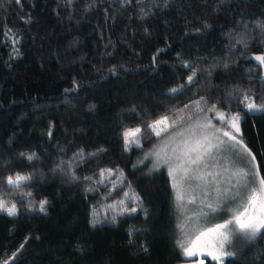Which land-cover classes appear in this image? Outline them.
Here are the masks:
<instances>
[{
  "label": "trees",
  "instance_id": "trees-1",
  "mask_svg": "<svg viewBox=\"0 0 264 264\" xmlns=\"http://www.w3.org/2000/svg\"><path fill=\"white\" fill-rule=\"evenodd\" d=\"M0 3V199L17 207L0 212V264L184 263L174 192L147 157L150 127L213 105L239 115L264 178V111L246 106L264 103L254 59L264 56V0ZM136 128L140 147L125 151ZM17 174L31 179L9 186ZM226 198L229 212L209 223L229 218L239 200ZM231 251L224 264H264V230L235 237Z\"/></svg>",
  "mask_w": 264,
  "mask_h": 264
},
{
  "label": "rangeland",
  "instance_id": "rangeland-1",
  "mask_svg": "<svg viewBox=\"0 0 264 264\" xmlns=\"http://www.w3.org/2000/svg\"><path fill=\"white\" fill-rule=\"evenodd\" d=\"M255 61L258 62L256 59ZM220 113L223 112L216 109L207 110L184 124L175 125L165 120L162 124H156V121L150 127L153 135L156 137V141L150 150H148L147 157L150 158L152 168L156 170L165 169L167 172L174 192L175 206L178 211L179 241H182L185 247L191 246L192 242L196 240V237L202 231L216 225L208 221H211L214 217L219 218L225 212H229L231 204L229 199H225L226 196L232 199L235 196L236 198L233 199L235 202L239 200L236 206L231 209L230 216L227 219L229 220L237 212L243 211V205L247 203L251 188L254 186L259 187L260 177L255 176L256 168L250 160L248 153L244 151V148L240 144H236L235 141L223 136V132L227 131L231 135L236 136L237 140H240V131L236 132L230 123L221 121L219 119ZM228 119L230 121V118ZM209 123L211 127H197V131L207 132L211 135L216 132V129H220L216 135L224 143L221 144L218 140L213 139V144H216L217 147L213 149L211 156L205 157L204 163L189 167L185 162L177 159L179 152L174 151V149H177V146L184 139L188 138V133L185 130L190 126L196 127ZM153 126H155V131L153 130ZM181 131H185L184 136L177 135ZM156 132H159L160 135L157 136ZM132 138L134 137H130L129 139L131 140ZM186 168L188 169L187 172H185ZM240 170L251 172L255 176V184H249L247 188H244L242 186L243 179L233 175V173ZM238 180L240 181L239 184L237 183ZM234 185L236 186L234 187ZM237 192L240 193V196H236ZM121 204L123 203H119V206ZM209 204L216 210L220 207L224 208V210L216 214L214 213L215 211H212L208 207ZM3 213L7 214V212ZM235 227V225H230L229 231H232ZM235 237L240 240L247 239L242 234L232 232L230 243L226 245L228 251H231V244ZM180 249L183 252L181 247ZM183 255L186 261L182 264H200V261H204V259L212 260L210 256L206 255L205 251L198 250L197 254L191 257L186 256L184 252Z\"/></svg>",
  "mask_w": 264,
  "mask_h": 264
},
{
  "label": "snow or ice",
  "instance_id": "snow-or-ice-1",
  "mask_svg": "<svg viewBox=\"0 0 264 264\" xmlns=\"http://www.w3.org/2000/svg\"><path fill=\"white\" fill-rule=\"evenodd\" d=\"M17 4L21 2V0H15ZM3 4L0 3V7ZM161 51V50H158ZM255 59L259 62L261 66H264V56H256ZM195 75V73H193ZM189 81L192 80L190 76ZM171 91L175 92L178 89H172ZM249 98L245 96V100ZM199 103V102H197ZM248 111H264V103L257 104L255 102L247 103ZM187 107V106H185ZM215 105L212 106L210 111L215 109ZM219 119L225 123H230L231 127L235 129L236 132H239V123L241 122V117L239 115L231 116L230 121L228 117L224 113L219 114ZM167 120L165 117L163 120L157 121L156 124H162ZM197 127L200 128H209L211 124L207 125H200V126H190L187 130L188 138L184 139L181 144L177 146V149L174 151H178L179 155L177 156L178 160L185 162L189 167L191 165H199L205 162V157H210L212 151L216 144H213V139L219 141V143L223 144V140L220 139L219 136L216 135L220 131V129H216V132L209 135L207 132H198ZM153 130L155 131V126H153ZM141 129L136 128L135 130L126 131L123 135L125 138V151H128L133 144L136 147H140L138 140H130V137H135L138 133H140ZM185 131H181L177 133L179 136H184ZM156 135L159 136L160 133L156 132ZM223 136L228 137L229 140L235 141L236 144H240L244 151L251 156L252 161L256 160V157L252 155L251 151L243 145L241 140H237L236 136L231 135L229 132L224 131ZM24 153H21V156H24ZM158 155V153H157ZM35 157V153H31L27 155L28 160H32ZM135 167V165H134ZM187 168L185 172H187ZM105 172L111 174L110 169L102 170L100 172L101 177L105 175ZM259 170L256 171L255 176H259ZM211 175V173H209ZM233 175L241 177L243 179V187L247 188L249 184H255V176L249 171L240 170L239 172L233 173ZM75 178V177H74ZM203 179V177H201ZM30 176L19 175L17 174L15 177L8 176L6 182L9 186L14 188H19L22 183L25 181L30 180ZM86 180H90L91 177H85ZM102 182V181H101ZM3 183V178H0V184ZM238 184L240 181L238 180ZM236 185H234L235 187ZM90 190V189H86ZM2 191V189H0ZM25 195L31 196L32 193H26ZM236 196H240V193L237 192ZM236 197L234 196L233 199ZM123 203V202H121ZM47 201L40 202V211H45V205ZM208 207L212 211H216L215 208H212V205L209 204ZM133 212L136 211L135 208L132 209ZM0 212H7L9 216H15L17 213L16 204H11L9 206L8 201L4 199H0ZM95 223V222H93ZM235 225V229L229 231V226ZM264 230V178L259 179V187H252L250 195L247 198V203L243 205V211L237 212L232 216L231 219L225 221L222 224H216L214 227L207 228L206 230L202 231L199 236L196 237V240L192 242L191 246L185 247L182 241H178V245L183 249V252L186 256H195L197 251H205L207 256H210L213 261H216L217 264H224L225 259L230 256L236 255V253L228 251L226 249V245L230 243V236L232 232H237L242 234L248 240H253L255 237ZM23 247V245H21ZM7 264V262H5ZM200 264H204V261H200Z\"/></svg>",
  "mask_w": 264,
  "mask_h": 264
}]
</instances>
